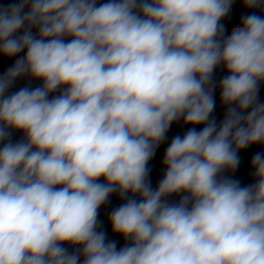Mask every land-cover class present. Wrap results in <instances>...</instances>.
I'll use <instances>...</instances> for the list:
<instances>
[{"label":"clouds","instance_id":"9594fccd","mask_svg":"<svg viewBox=\"0 0 264 264\" xmlns=\"http://www.w3.org/2000/svg\"><path fill=\"white\" fill-rule=\"evenodd\" d=\"M0 57V264H264V0H8Z\"/></svg>","mask_w":264,"mask_h":264}]
</instances>
